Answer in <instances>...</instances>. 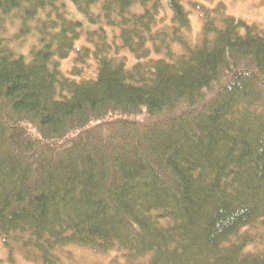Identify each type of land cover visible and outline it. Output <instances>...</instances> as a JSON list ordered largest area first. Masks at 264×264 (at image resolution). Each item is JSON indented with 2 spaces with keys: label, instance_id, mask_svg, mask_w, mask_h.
<instances>
[{
  "label": "trees",
  "instance_id": "obj_1",
  "mask_svg": "<svg viewBox=\"0 0 264 264\" xmlns=\"http://www.w3.org/2000/svg\"><path fill=\"white\" fill-rule=\"evenodd\" d=\"M70 1L0 0V264H264V27Z\"/></svg>",
  "mask_w": 264,
  "mask_h": 264
},
{
  "label": "rangeland",
  "instance_id": "obj_2",
  "mask_svg": "<svg viewBox=\"0 0 264 264\" xmlns=\"http://www.w3.org/2000/svg\"><path fill=\"white\" fill-rule=\"evenodd\" d=\"M64 1L67 5V9L70 12V16L75 19L83 22L85 29H94L95 26L91 25L86 16L82 13H80L76 7L73 5V3L70 0H60ZM191 1L194 0H183L184 7L190 12V18L192 23V33L194 38L199 36V33L202 29V20L200 15L192 9ZM202 3H205L209 5L210 7H215V5L220 0H195ZM226 6V11L228 14L238 18L242 19L250 24H256L260 27H264V0H223ZM63 3V2H62ZM167 2H164V5L166 7ZM165 14H167L169 17L171 15V11L169 9H165ZM17 27L12 25L10 27V32L16 31ZM34 37L29 38L25 42V48L24 51H27L29 46L33 43ZM84 41V38H82L79 42H77V47H79ZM76 55V52L73 51L71 55L61 62V69L65 74H68L73 63H74V57ZM91 69H94V64H91ZM90 73L92 72H86L84 73V76H90ZM61 255L65 261L66 264H107L110 260H112L114 257H117L119 255V252L112 251L107 254H101L93 252L89 249L82 248V247H70L67 249V251H62ZM7 257L6 249L3 247L2 242L0 241V258L5 259ZM4 264V262H3ZM17 264H33L31 262H28L24 259H22L20 256L18 257V263Z\"/></svg>",
  "mask_w": 264,
  "mask_h": 264
}]
</instances>
